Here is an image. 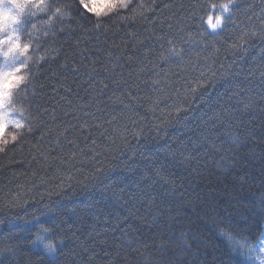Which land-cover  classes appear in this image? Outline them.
Listing matches in <instances>:
<instances>
[{"label": "trees", "instance_id": "trees-1", "mask_svg": "<svg viewBox=\"0 0 264 264\" xmlns=\"http://www.w3.org/2000/svg\"><path fill=\"white\" fill-rule=\"evenodd\" d=\"M52 2L70 16L18 25L46 59L35 42L27 64L3 58L28 81L24 127L0 135V264H260L264 0H238L219 33L205 21L226 0H132L135 19Z\"/></svg>", "mask_w": 264, "mask_h": 264}, {"label": "snow or ice", "instance_id": "snow-or-ice-1", "mask_svg": "<svg viewBox=\"0 0 264 264\" xmlns=\"http://www.w3.org/2000/svg\"><path fill=\"white\" fill-rule=\"evenodd\" d=\"M85 0H81V3H84ZM237 3L238 0H226V2L221 3V4H211L210 7L212 9H218V12L215 15L212 14H208L207 18H206V23L208 25V27L212 30V32L214 33H219L220 30H222L223 28L227 27V24L230 22L231 17L234 15V9L237 7ZM111 5L113 8H118L119 10L122 9H128L130 12H132L131 16H123L121 17V19H135V15H136V10L135 8L132 7V0H111ZM85 6L87 7V4H85ZM68 7V5H60L58 3H53L52 0H47V4L46 7L44 8V10L41 12L43 13V15H39L36 12H32L30 13V16L27 18L26 21H30V18H38L40 19V22L45 24V25H49L51 26L54 22V20L60 19L61 17H69L70 13L67 12L65 9ZM139 8L143 9L144 5H138ZM197 5L193 4L192 5V18L194 19L196 17L195 14V9H196ZM89 11H91L89 9ZM119 12V11H117ZM95 15H97L95 13ZM140 15H143V11H141ZM200 19H204V17H200ZM25 21V24H26ZM96 28H101L102 25L98 22L95 25ZM31 28L33 29V33L37 30V23L32 22L31 23ZM60 31H63V28L60 29ZM33 33H30V37L33 36ZM49 35V33L47 31H45L43 33V37L46 38ZM52 35H55V32L52 33ZM245 35H247L245 33ZM241 39H243V37H241ZM32 44L31 47H33L34 42H35V47L37 49L38 52H41L42 54H40L38 56V63L40 61H43L46 59L47 54H48V48L46 45L42 44L41 41L39 40V38H36L35 41L34 39L30 38ZM171 43V42H170ZM231 47H236V45H231ZM53 51H57L56 49H53ZM170 51H172L176 56H180V52H177L174 48L171 49ZM218 51V50H217ZM166 59V58H165ZM5 74L4 73H0V79L3 78ZM203 75V74H201ZM27 81L28 78L23 77L22 75L19 76V78L17 79L16 77H13V84L10 86V88L2 95L0 96V125H3L5 128V134L7 133L6 129H7V120L5 119L6 113H5V109L7 107H9L10 105V101H12V91L15 89H19V90H26L27 89ZM153 83L158 84L159 81H154ZM197 87H192L191 84H187V86L185 87V92L189 95L196 93L200 87L204 86V81L201 80H197L195 81ZM161 93V96H167L168 93L165 91V89H160L159 90ZM178 93V90H177ZM179 94V93H178ZM161 96H158L154 101H152V103L154 105H158L161 102ZM177 111H185L186 109H184L182 106L177 105ZM17 111L20 112L21 115H23L24 109H17ZM114 121L110 120L108 121L109 124L113 123ZM14 123L16 124V126L18 128H23L24 125L21 123L20 120H15ZM124 128H126V126H122ZM135 135V134H134ZM12 140H17V136H13ZM4 143L6 144L7 141H4ZM93 144H95V141H93ZM4 148L0 147V152H3ZM226 235H228V238L230 240H234L235 237L231 234V233H225ZM43 238L40 236H37V240H42ZM235 242L237 244H239L241 247L244 246L243 244V237H241L240 239H235ZM162 246H163V242H162ZM45 249L49 252V253H53L55 251L54 245L52 243H47L44 245ZM261 253H264V247H262L260 249ZM261 264H264V260L261 261Z\"/></svg>", "mask_w": 264, "mask_h": 264}, {"label": "clouds", "instance_id": "clouds-1", "mask_svg": "<svg viewBox=\"0 0 264 264\" xmlns=\"http://www.w3.org/2000/svg\"><path fill=\"white\" fill-rule=\"evenodd\" d=\"M47 0H0V73H4L2 79H0V96H2L13 84V77L17 79L19 76L28 78L27 71L21 72L20 69L14 71H8L3 67V58L10 54H18L20 57H27L24 61L25 64L32 61L33 56L29 54V46L31 41L25 40L23 35L18 30L20 25L29 13L36 12L40 14L46 7ZM90 5V6H89ZM87 7L91 12L96 13L97 17L102 15H109L119 11L118 8H113L111 0H89ZM12 98L14 97V90L12 91ZM12 107L5 109V119L7 120L8 130L12 128V119L9 118L8 113L17 112V108L13 106V99L10 101ZM2 127V125H0ZM7 130V131H8ZM6 135V134H5ZM5 135L0 138V145H6L8 139H5ZM17 136V135H16ZM12 139V135H10ZM4 141H7L5 144Z\"/></svg>", "mask_w": 264, "mask_h": 264}, {"label": "rangeland", "instance_id": "rangeland-1", "mask_svg": "<svg viewBox=\"0 0 264 264\" xmlns=\"http://www.w3.org/2000/svg\"><path fill=\"white\" fill-rule=\"evenodd\" d=\"M84 3H85V4H89V0H85ZM89 6H90V5H89ZM88 8H89V7H88ZM8 71H10V70H8ZM13 71H14V70H13ZM8 116H9V118L12 119V121H13L12 125H14V124H15L14 121L17 120V119L12 115L11 112L8 113ZM7 127H8V125H7ZM4 131H5V128H4V126L2 125V127H0V135H1ZM262 247H264V241H263L262 244H261V248H262ZM262 260H264V259H262ZM262 260H261V261H262ZM261 261H260V264H261Z\"/></svg>", "mask_w": 264, "mask_h": 264}]
</instances>
